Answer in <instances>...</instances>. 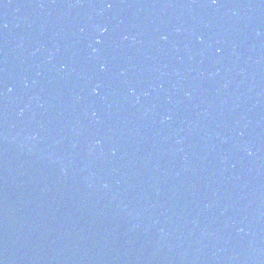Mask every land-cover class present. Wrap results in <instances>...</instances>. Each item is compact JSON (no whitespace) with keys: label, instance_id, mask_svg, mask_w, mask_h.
<instances>
[{"label":"water","instance_id":"obj_1","mask_svg":"<svg viewBox=\"0 0 264 264\" xmlns=\"http://www.w3.org/2000/svg\"><path fill=\"white\" fill-rule=\"evenodd\" d=\"M0 264H264V203L138 0H0Z\"/></svg>","mask_w":264,"mask_h":264}]
</instances>
